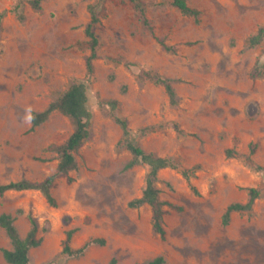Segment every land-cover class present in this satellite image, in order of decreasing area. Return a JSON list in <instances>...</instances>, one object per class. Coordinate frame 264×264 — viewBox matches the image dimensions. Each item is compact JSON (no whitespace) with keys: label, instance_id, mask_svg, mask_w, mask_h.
<instances>
[{"label":"rangeland","instance_id":"374dc122","mask_svg":"<svg viewBox=\"0 0 264 264\" xmlns=\"http://www.w3.org/2000/svg\"><path fill=\"white\" fill-rule=\"evenodd\" d=\"M0 0L8 12L0 25V184L41 181L53 172L52 146L73 131L69 117L53 111L30 130L42 111L86 75L89 5L97 7V58L89 84V136L75 152L76 167L56 177L51 206L38 190L0 193L21 236L28 213L38 222L41 243L31 264H140L157 255L164 264H264V39L249 38L264 25V0H187L198 20L170 0ZM140 8L148 25L144 24ZM158 40L165 43L164 47ZM169 78L164 86L143 75ZM116 114L127 121L147 152L171 159L158 171L160 197L173 204L163 215L165 237L152 228V209L131 206L145 187L147 167L132 159ZM186 169L188 176L182 174ZM259 190L250 211L245 202ZM79 256L62 254L68 229ZM3 248H11L0 227Z\"/></svg>","mask_w":264,"mask_h":264},{"label":"trees","instance_id":"16d2710c","mask_svg":"<svg viewBox=\"0 0 264 264\" xmlns=\"http://www.w3.org/2000/svg\"><path fill=\"white\" fill-rule=\"evenodd\" d=\"M29 4L33 8H39L41 0H29ZM170 3L176 7L181 13L193 16L198 20L199 10L191 7L187 0H170ZM3 9L0 11V25L3 17L13 9ZM97 6L89 5L90 19L85 26L84 32L89 39V55L86 57V75L73 82L66 91L57 99L51 101L45 109L31 114V127L33 130L47 120L50 113L59 111L70 118L73 123V131L66 138V140L58 145L52 146L53 150L58 154V162L53 172L49 173L41 181L35 182L28 179H20L17 181H9L0 184V193L6 191H23V190H38L45 197L46 201L51 206H56L57 202L51 193L52 186L56 177L60 174H67L76 167L75 152L83 144L89 136V125L92 119V110L89 107V84L94 73V60L97 58L98 38L93 30L94 25L98 22ZM140 13L143 17L144 24L148 25V20L145 17L144 10L140 8ZM264 39V25L260 26L257 31L250 36L249 43L256 45ZM164 47L165 43L158 40ZM264 69V61L259 60L255 66L256 75H260ZM143 75L153 79L156 83L164 86L171 103L175 102V92L171 85L169 78L161 77L159 75H152L148 72H143ZM114 115L115 120L122 128V135L124 138L126 149L131 153L132 159L127 166H131L136 162H140L147 167V174L145 178V187L142 195L139 198L133 199L129 202L131 206H139L147 204L152 209V228L160 238L165 237V229L163 227V215L166 206H173L170 202L163 200L160 197V190L156 186L158 180V171L162 168L171 167L176 168L177 165L169 158L156 155L152 152L145 151L137 142L135 136L128 128L127 121L116 114L117 101L110 100L106 102ZM182 174L188 176L186 169H181ZM259 196V190L256 188H249L248 197L245 202H233L227 205L223 215L222 223L227 224L230 215L233 211H250L255 199ZM28 220L30 223L29 230L24 236H21L14 223V217L9 213H0V227L4 229L9 238L11 248H3L2 255L7 264H31L29 252L32 248L37 247L41 243V238L38 237V222L28 213ZM75 229H68L65 233L63 241L62 254L68 256H79L88 247L90 243L102 242L98 239H90L78 248H72L70 245L71 238ZM2 264V263H0ZM108 264H117V259L113 256L110 258ZM140 264H164V257L157 255L152 259Z\"/></svg>","mask_w":264,"mask_h":264},{"label":"clouds","instance_id":"9594fccd","mask_svg":"<svg viewBox=\"0 0 264 264\" xmlns=\"http://www.w3.org/2000/svg\"><path fill=\"white\" fill-rule=\"evenodd\" d=\"M29 119H31V117Z\"/></svg>","mask_w":264,"mask_h":264}]
</instances>
